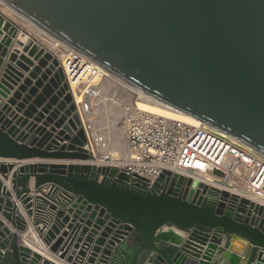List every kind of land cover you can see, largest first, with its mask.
Wrapping results in <instances>:
<instances>
[{
	"label": "water",
	"instance_id": "obj_1",
	"mask_svg": "<svg viewBox=\"0 0 264 264\" xmlns=\"http://www.w3.org/2000/svg\"><path fill=\"white\" fill-rule=\"evenodd\" d=\"M0 3L151 98L264 154V0ZM8 23L0 14V158L69 162L12 172L15 197L33 226L42 223L35 230L49 252L21 243L0 219V264H252L256 255L264 264L263 204L169 170L149 184L90 161L59 60L29 35L13 40ZM14 166L0 162L5 179ZM10 196L0 180V215L23 237L28 224ZM163 225L182 232L177 243L156 240Z\"/></svg>",
	"mask_w": 264,
	"mask_h": 264
},
{
	"label": "built area",
	"instance_id": "obj_2",
	"mask_svg": "<svg viewBox=\"0 0 264 264\" xmlns=\"http://www.w3.org/2000/svg\"><path fill=\"white\" fill-rule=\"evenodd\" d=\"M50 38L59 47L64 45L59 40ZM54 56L63 69L69 92L80 107V103L76 101V93L86 95L88 87L95 79H101L106 71L75 51H59ZM80 85L83 88L79 91ZM128 111L125 138L129 159L119 167L128 174L139 175L152 184L163 170H169L190 178L211 177L220 184L218 188L240 196H243L240 193L263 195L264 154L192 116L185 121L136 107ZM24 238L25 235L22 239ZM36 246V250L44 254L49 252L45 250L48 248L43 243Z\"/></svg>",
	"mask_w": 264,
	"mask_h": 264
},
{
	"label": "bare ground",
	"instance_id": "obj_3",
	"mask_svg": "<svg viewBox=\"0 0 264 264\" xmlns=\"http://www.w3.org/2000/svg\"><path fill=\"white\" fill-rule=\"evenodd\" d=\"M4 7H6V6H4ZM6 8H8L14 15H16L17 18L22 20L23 21V25L26 28H28L29 31H32V32H28V31L20 28V26H18L14 22H12L4 14L1 13L5 17V19L9 20V23H8L7 27L13 25L14 27L17 28L18 32H17L16 36L17 37L20 36L18 39H20L22 41H25L27 36L29 35V36L33 37L37 41L38 44H40L41 46L45 47L48 51L53 53V55L54 54H58L59 51H61V52L65 51L67 53H70V52L74 51L72 48L66 46L65 44L59 47V45H57L55 43V41H53L50 37H48L46 34H44L41 31V29L37 28L36 26L33 27L32 24L25 17H23L22 15L18 14L17 12H15L13 9H11L8 6ZM34 34H36L37 36H35ZM106 73L109 74L112 77L117 78L116 76H114V75H112V74H110L108 72H106ZM106 73L101 78V80H102L103 83H105L108 86V85H111V84H109L108 81L106 80ZM119 80H121V79H119ZM72 85H74V84H72ZM90 86L88 87V90H90L89 91L90 93L88 95H90L91 92H92V89H91ZM110 87L111 86H108V88H110ZM78 88H79V91H80V89L83 88V85H80ZM94 90L97 93L96 88H94ZM130 91H131V89H129V91L127 90V92H129L128 95L135 96V99H132L131 97H129L126 92L124 93L127 96V101H128L127 104L129 105V107H127L125 105H123V106L121 105V120L119 119L118 123H117V125L120 124L121 126H119V127L115 126L117 130L113 132L114 137L111 138L112 143H114V145H113V147H111L112 149H111V151L109 153H104L102 155L103 157H105L107 159L109 158V155H112L113 157H115L116 158L115 160H117V161L121 160V159L122 160L129 159V153H127L126 138L125 139L123 138L122 140H120V137L122 135H124V133H125V120H126L127 114L130 112V111H128V109H133L134 107H136V108H141V109L149 110V111H152V112H157L159 114H163V115L168 116V117L178 118V119L185 120V121L190 119V116H188V115H186V114H184L182 112L172 110V109L160 104L159 102H157L156 100L152 99L150 96H148L144 92H143L144 95H145L144 97H146L147 99L141 98V97L137 96V93L133 94ZM79 96L80 95H77V93H76V101L77 102H79L78 99H77V97L79 98ZM91 100H93V99H91ZM79 103L81 105L80 109H81V112H82L81 114H82V119L84 121V125L87 127V129L91 130V129H93V123H94L95 119L91 118L89 120L88 119L85 120L84 111H83L84 109L82 110V103L81 102H79ZM84 107L86 109V106H84ZM90 108H92V107L90 106ZM91 111H93V110H91ZM91 114H92V112H91ZM89 116L91 117L92 115L89 114ZM87 121H88V123H87ZM122 124H123V126H122ZM87 133H88V136L90 137L89 139L93 142V143L90 142V144H89L90 147H92V144H94V142L97 141V140H98V143H100V145L104 144L103 138L100 137V136H97L96 135L97 133H96V131H94V129H93V131H89V132L87 131ZM105 150L108 152L107 149H105ZM106 162H108V161H106ZM114 162L115 163H110V165H105L104 164L105 162L104 163L97 162V163H94V164H97V165H100V166H111V165L112 166H119L118 163H116V161H114ZM192 179H196V180H199V181L207 182L210 185L220 187V184L217 183L216 181H213V179L211 177H207V178L192 177ZM240 194L243 195V196L248 197L250 200H252L254 202H259V203L264 205V193L261 196H252V195L243 194V193H240ZM181 233L182 232L180 230H178L177 228H175L174 226L163 225L158 230V232L156 234V240L157 241L168 242V243H177L178 238L180 237ZM34 239H35V237H34Z\"/></svg>",
	"mask_w": 264,
	"mask_h": 264
},
{
	"label": "rangeland",
	"instance_id": "obj_4",
	"mask_svg": "<svg viewBox=\"0 0 264 264\" xmlns=\"http://www.w3.org/2000/svg\"><path fill=\"white\" fill-rule=\"evenodd\" d=\"M13 16L15 18L14 14ZM16 20L18 21L20 19L18 18ZM20 22L23 23L22 20H20ZM34 35L37 36L36 34ZM106 80L108 81L109 84H111V85H108V86H111L110 88H108V86L105 83H103L101 79H95L90 86L92 89L91 94L88 95L90 93L89 92L90 90H88L86 95L84 96L80 95L79 98L77 97V99L79 102L82 103V110L84 109L83 111H84L85 120L87 119L89 120L91 118L95 119L93 123V129L94 131H96L97 133L96 135L102 137L104 141L103 145L102 144L100 145V143H98V140L95 141L94 144H92V147H91L92 155L90 156V161H92L93 163H97V162L104 163L105 162L104 163L105 165H110V163H115L114 161H116V163H118L119 165L118 167H120L125 160L121 159L117 161L115 160L116 158L113 157L112 155H109V158H108L109 160H108L102 155L104 153H109L111 151L112 149L111 147H113L114 145V143H112L111 138L114 137L113 132L117 130L115 126L117 127L121 126L120 124L117 125L118 120L119 119L121 120V105L122 106L128 105L127 96L124 93L126 92L128 95L129 92H127V90L129 91V89H131L130 92H132L133 94L137 93V96L144 98V99H147V98L144 97L145 95L142 91L136 89L135 87L131 86L130 84L126 83L123 80H119L118 78L110 76L107 73H106ZM94 88H96L97 93L95 92ZM128 96L131 97L132 99H135V96L133 95L132 96L128 95ZM84 106H86V109ZM90 106L92 108H90ZM90 111L92 112V114ZM89 114L92 116L90 117ZM93 129L91 130L87 129V131L88 132L93 131ZM123 138L125 139V133L124 135L120 137V140H122ZM91 143L93 142L91 141ZM105 149H107L108 152Z\"/></svg>",
	"mask_w": 264,
	"mask_h": 264
},
{
	"label": "crops",
	"instance_id": "obj_5",
	"mask_svg": "<svg viewBox=\"0 0 264 264\" xmlns=\"http://www.w3.org/2000/svg\"><path fill=\"white\" fill-rule=\"evenodd\" d=\"M4 14L8 19H10L12 22H14L15 24H17L18 26H20V28H22V29H24V30H26V31H28V32H30L24 25H23V23L22 22H20V20H16V19H18L17 17H16V15H15V18H14V16H13V13L8 9V8H6V7H4L1 3H0V14ZM1 14V15H2ZM3 36V35H2ZM19 36V35H18ZM20 37V36H19ZM19 37H15L13 40H16V38H19ZM12 45H14L13 43L11 44V46ZM15 46V45H14ZM10 49H11V47H9V51H10ZM8 62V60H7V57H4V63H7ZM40 124V123H39ZM47 129H49V127H47ZM59 128H57V130H58ZM60 143H67V141H63V142H60ZM0 162H4V163H9V162H12V163H14L15 164V166H14V168L12 169V171H10L9 173H8V175H9V177H8V179H5L3 176H2V174L0 173V180H1V182L3 183V185L6 187V189L11 193V196H10V200L12 201V202H16V205L18 206V209L20 210V212L22 213V215H23V217H24V219L26 220V222H27V224H28V231H27V233H25V238L24 239H22V235L18 232V231H16L11 225H10V223H8L4 218H2V216L0 215V219H2L3 220V222H4V224L5 225H7L9 228H10V230H11V232H17L18 233V236L20 237V242L21 243H25L26 245H29V246H31V248H32V250L34 249H36V244L37 245H42V242L40 241V239H39V237H38V234H37V232H36V230H35V228H39V227H42V223H40L39 225H38V227H35V226H33L32 225V221H31V219L27 216V214H26V212H25V209H24V207H23V204L18 200V199H16V197H15V193H14V191L12 190V183H11V174H12V172L15 170V168H17L19 165H21V164H25V163H38V162H47V163H50V162H69L68 160H56V159H38V158H33V159H27V160H15V159H10V158H7V159H4V158H0ZM47 184H49V183H47ZM44 186V185H43ZM27 187L28 188H30V196L31 197H35L36 195H38V193H35V189H34V177L33 176H30V178H29V180H28V182H27ZM47 190H45V192H46ZM51 221H52V218L50 219V222H49V224L51 223ZM48 224V225H49ZM48 225H47V227H48ZM61 230H65V227L63 228V229H61ZM58 236V235H57ZM34 237H35V239H34ZM29 238V239H28ZM30 241V242H29ZM32 241V242H31ZM224 244H225V240L223 239L222 240V242L220 243V245L219 246H224ZM251 247V245H250V243L249 242H245L244 243V247L242 248V250L240 251V252H238L237 253V256L239 257V258H241V261H243V262H246L248 259H247V256L245 255L246 254V248H250ZM45 250H47V252H48V249H46L45 248ZM257 252H260V248H258L257 249ZM218 257V255L217 254H215L214 256H213V259L212 260H214L215 258H217ZM257 263V255H256V257H255V259H254V261H253V263L252 264H256Z\"/></svg>",
	"mask_w": 264,
	"mask_h": 264
}]
</instances>
